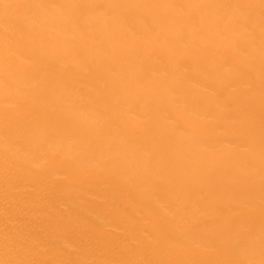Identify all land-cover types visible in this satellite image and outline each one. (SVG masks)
<instances>
[{
  "label": "bare ground",
  "instance_id": "obj_1",
  "mask_svg": "<svg viewBox=\"0 0 264 264\" xmlns=\"http://www.w3.org/2000/svg\"><path fill=\"white\" fill-rule=\"evenodd\" d=\"M0 264H264V0H0Z\"/></svg>",
  "mask_w": 264,
  "mask_h": 264
}]
</instances>
